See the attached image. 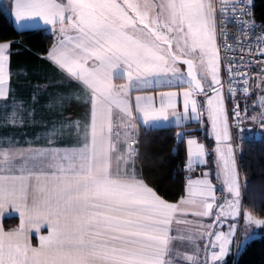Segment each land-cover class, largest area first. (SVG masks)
<instances>
[{
    "label": "snow or ice",
    "instance_id": "snow-or-ice-1",
    "mask_svg": "<svg viewBox=\"0 0 264 264\" xmlns=\"http://www.w3.org/2000/svg\"><path fill=\"white\" fill-rule=\"evenodd\" d=\"M255 8L0 4L18 33L51 34L36 64H14L30 49L0 39V264H231L244 252L249 231L264 229V175L245 203L251 170L235 143L246 121L264 128ZM166 127L167 151L145 157L143 135ZM146 160L160 171L180 160L179 188L165 192Z\"/></svg>",
    "mask_w": 264,
    "mask_h": 264
},
{
    "label": "trees",
    "instance_id": "trees-1",
    "mask_svg": "<svg viewBox=\"0 0 264 264\" xmlns=\"http://www.w3.org/2000/svg\"><path fill=\"white\" fill-rule=\"evenodd\" d=\"M256 8L255 15L259 21L260 17L264 15V0H255ZM50 33L44 29L27 30L18 33L14 30L13 22L10 16L5 12L0 13V39L13 40L21 43L29 52L42 53L50 44ZM174 135L172 129H157L143 135V154L145 157H150L156 152H166L170 146L171 138ZM261 138L244 139L240 145V156L243 158V164L250 168V187L244 191V202L248 203L249 197L253 195L254 190H259L261 185V176L264 175V129L261 130ZM175 155V153H172ZM183 152H181V156ZM180 160L176 161V166L170 171L165 169L163 171L153 168L147 160L145 161V169H151L155 172V179L162 185L165 192L175 191L179 188V184L183 179L179 169ZM257 207L264 209V199L260 195L255 197ZM18 220L16 218L6 219L5 225H16ZM236 264H264V229L260 230V236L254 238L248 243L244 252L236 256L233 252L229 258L231 264L235 261Z\"/></svg>",
    "mask_w": 264,
    "mask_h": 264
},
{
    "label": "crops",
    "instance_id": "crops-1",
    "mask_svg": "<svg viewBox=\"0 0 264 264\" xmlns=\"http://www.w3.org/2000/svg\"><path fill=\"white\" fill-rule=\"evenodd\" d=\"M6 1H8V0H6ZM0 4H5L4 3V1L3 2H1ZM7 13V12H6ZM8 14V13H7ZM11 18V17H10ZM37 29H44V30H46L45 28H43V27H40V28H33V29H26V30H24V31H27V30H37ZM13 62H14V64L15 63H29V64H36V63H38V61H37V59H36V57H35V53H33V52H29V51H21V52H19V54L18 55H16V56H14V58H13ZM250 112L252 111V109H251V107H250ZM252 126H250L249 128L247 127V126H245L246 128H247V132H245L244 134H242V138H238L236 141H235V143H237L239 146L241 145V143H242V141L244 140V139H248L249 137H253V135L251 134V132H253L252 130H250L251 129V127H253L254 128V124H251ZM163 129H171L170 127H166V128H163ZM257 127H256V131H257ZM160 130V129H159ZM3 128H0V134H2L3 133ZM249 132H250V134H249ZM259 133H261V131H259ZM250 135V136H249ZM239 156H240V148H239V151H238V159H239ZM242 195H243V197H244V191L242 192ZM9 218H16L17 220H18V217L17 216H15V215H13V216H9V217H6V219H9ZM6 219H5V221H6ZM5 221H4V223H5ZM18 223H19V220H18ZM36 241L34 240V243H35ZM233 252H235V249L233 250ZM231 257V256H230Z\"/></svg>",
    "mask_w": 264,
    "mask_h": 264
},
{
    "label": "rangeland",
    "instance_id": "rangeland-1",
    "mask_svg": "<svg viewBox=\"0 0 264 264\" xmlns=\"http://www.w3.org/2000/svg\"><path fill=\"white\" fill-rule=\"evenodd\" d=\"M3 1H4V3H7V2H8V1H6V0H0V3L3 2ZM249 111H250V110H249ZM251 124H254V125H253L254 128L251 127V129H250V130L253 131V132H251V134H252V135H258V136L260 137L261 133H259V131H261L262 128L259 127V124H258L257 122H253V121L248 120V121L245 122L244 127L247 126V127L249 128L250 126H252ZM256 127L258 128L257 131L255 130ZM249 134H250V132H249ZM249 136H250V135H249ZM260 138H261V137H260ZM260 230H261V229H251V230L249 231V234H248V235L251 237L250 241L253 240L254 238L260 236ZM250 241H249V243H250ZM247 245H248V244H247ZM247 245H246V246H247ZM245 248H246V247H245Z\"/></svg>",
    "mask_w": 264,
    "mask_h": 264
},
{
    "label": "built area",
    "instance_id": "built-area-1",
    "mask_svg": "<svg viewBox=\"0 0 264 264\" xmlns=\"http://www.w3.org/2000/svg\"><path fill=\"white\" fill-rule=\"evenodd\" d=\"M258 21V20H257ZM241 127H244V125H241ZM264 129V128H262ZM252 138H260L258 135H253ZM236 255V254H235ZM237 256V255H236ZM233 264H236V258H235V261L233 262Z\"/></svg>",
    "mask_w": 264,
    "mask_h": 264
}]
</instances>
